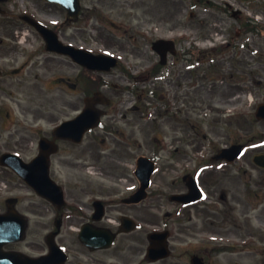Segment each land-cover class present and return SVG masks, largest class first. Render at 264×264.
<instances>
[{
  "label": "rangeland",
  "instance_id": "1",
  "mask_svg": "<svg viewBox=\"0 0 264 264\" xmlns=\"http://www.w3.org/2000/svg\"><path fill=\"white\" fill-rule=\"evenodd\" d=\"M133 1H136L132 17L134 27L140 29L138 25L143 23L144 18L148 17L147 22L150 20L153 24L147 27L145 34L151 35L153 39L157 38V35L150 31V27H159L161 33H169L171 30L179 28L184 35L189 36L190 40L192 37L195 38V41L198 40L200 49H205V47H208L206 45L208 42L213 44L215 42L220 43L232 38L234 34H240L241 37L239 35L235 40V42H238L237 50L233 47L220 48L216 52L218 55L215 60L210 61L211 64L209 62L202 63L199 68L201 71L200 84L204 83L206 86L220 84L221 81H215V74L219 71V78H222V75H225L223 68L229 67V70L233 72L242 69L241 72L244 71L243 75L246 78L247 97L241 98L242 105H239L237 110L246 111L250 115V119L246 121L233 118L231 120L233 122L230 124L228 119L223 118L224 108L227 109V106L230 107V105L214 103L211 110L213 114L209 117L206 116L209 119V121H206L204 119L205 114L201 112L202 108H204V103L200 98V101L196 103L195 114H192V117L184 115L182 124L174 120V122L161 120V116L159 117L158 113H154L153 109L149 110L147 121L134 122V140L136 145L138 144L137 140L143 142L144 138H150L151 141V145L141 144V148L136 147L137 150L134 156L137 158L140 154H147L150 153L149 150L155 149L151 151V155L157 156L159 163L153 179V190L157 189L155 190L156 192L162 193V195L150 198L147 205L142 206L144 209L141 207L136 208L135 212L139 215L142 213L144 215L143 218L147 220V224L157 227L167 224L171 231L174 232L171 235L173 254L168 259V264H179L178 261L180 264H190L189 255L195 252L206 255L207 262L211 264H231L232 261L238 262L237 259L241 258L244 264H252V257H248L245 260L242 254L237 257L238 255L232 249L229 252L225 250L226 243L234 242L240 237L243 238L249 230L253 231L260 239L257 247L261 253L256 258L264 260V256H261L262 251L264 252V243H261L264 242V170L255 167L251 163L252 155L264 150V147H260L261 142L257 146L254 144L251 148H248L243 157L238 160L237 165L245 163L246 166V173L244 174L243 172L244 175H242L243 182H241L242 178H239L236 182L231 181L225 184L233 185V188L237 187V190L224 188V192L221 191L219 193L215 188L223 186V184L218 183L217 178L207 177L208 170L203 172L202 179H205V184H207L206 198L203 204H212L211 198L214 199V197L219 199L218 204L214 208L201 209L199 219H197L195 209L182 207L170 200L171 194L183 188V184L179 183L181 182L182 173H193L199 167L204 166V164H210V157L215 152L226 145L237 142L241 138L242 140L252 139L259 134L258 137L264 138V121L254 120L255 108L261 100V93L264 91V0H205L203 5L198 1L194 2V0ZM31 2L39 6L40 0H9L8 3L4 4L7 12L5 16L4 14L0 15V19L19 17L22 11L29 8L28 5L30 6ZM145 3H152L153 6L151 7L155 8V19H151L150 15H147L146 10L139 8L140 5ZM209 3L215 6H210ZM47 6L48 8L51 7L54 13L51 18H47L49 22L57 20L61 22L64 20L65 12L63 9L58 6ZM162 19L163 21L161 22ZM247 23L251 26H257L256 30L250 31L246 29L245 25ZM6 31H11L15 35L18 34L17 27H0V32ZM77 40L79 42L82 41L80 36H78ZM153 41L150 40V42ZM239 42L245 43L246 47L242 46L240 49ZM37 45H39V42H37ZM139 46L141 50L148 49V44L144 38L139 37ZM0 52V54H4V51L0 50ZM5 54L0 56V153L12 146L15 147L17 140H24L25 142H20L19 146H23L22 149L25 150L22 152L23 157L29 159L36 152L35 148L39 134H43L45 130L50 129V121L58 117L72 115L77 108L82 107L83 101L81 98L66 91L69 87L68 84L52 83L50 81V79L59 76L70 80L74 79L78 69L76 65L72 66L67 62H62V60H56L51 66V69H53L47 71L41 67L33 66L32 61L36 62V58H32V66L29 64L27 69H25L22 66L23 62L31 58L27 51L25 53L21 51L6 52ZM19 68H21L20 71ZM117 73L119 72L113 71L106 77L113 85L123 86L122 84H125V82L116 78ZM229 76L230 74L226 75V77ZM208 77L210 82H206ZM232 83H234V79ZM140 87H138V93L141 92ZM115 88L117 87L115 86L113 89L111 86L110 89L104 90V92L109 91L107 93L111 97L113 95L110 93ZM138 95L135 98H138ZM75 96L78 98L75 100H79V105L75 103ZM263 96L264 92L262 98ZM146 99L153 101V98L150 97ZM204 99H207V97ZM154 103L157 104L159 112L162 106L161 101H155ZM138 105L143 108L145 99H141ZM147 105H149L148 102ZM218 107L219 113L223 117L216 112ZM38 114L45 119L37 120ZM52 115L54 117H51ZM135 118L138 119L139 114ZM39 125H42V129L38 128ZM192 126L197 128L193 129ZM172 127L177 132H174L171 129ZM188 141L195 142V145H197L195 146L196 152ZM172 143L175 146L169 147ZM178 149H180L179 152H175ZM105 165L108 166L107 163ZM4 172L6 171L0 167V213L7 209L5 202V191L7 190L14 195L21 196L23 203L17 205V209L25 213L31 220L32 213H28L23 206H31V203L37 201V198L29 190L26 183L21 182L22 185L17 183L16 178L10 172L7 174L8 178L6 176V179H3L5 177ZM121 172L122 169H120L119 174ZM232 173L234 175L236 171L233 169ZM256 179L261 180L258 186L253 183ZM130 180L129 178L124 182L129 183ZM3 182L6 185L12 184V186L9 188ZM243 183L246 184L247 193H249V185H253V194L254 190L263 193L259 209H254L255 202L253 199L243 196L238 198V196L234 195V191H238L239 194L241 188L245 191V187H242ZM228 187L229 185H227ZM208 188H210L211 193L214 191L211 196ZM223 193L225 195L221 198ZM232 196L234 200H229V197L232 199ZM221 199H225V201ZM229 201L233 202L229 203ZM30 223L31 226L27 231L25 241L9 244L7 248L24 250L29 254H37L42 247L47 246L46 231H42V228H40L42 225L32 228V222ZM220 226L222 228H219ZM233 226L237 227L235 231L238 232L235 234L229 233L230 229H226L228 227L233 228ZM212 232H217L222 237H214L209 234ZM228 236H232L231 239L234 240L229 239ZM145 237H147L145 232L137 236L138 239ZM60 239L66 243L73 242L72 234H68L66 230L63 231ZM145 240L147 241V239ZM214 246L219 247L217 252H214Z\"/></svg>",
  "mask_w": 264,
  "mask_h": 264
},
{
  "label": "flooded vegetation",
  "instance_id": "2",
  "mask_svg": "<svg viewBox=\"0 0 264 264\" xmlns=\"http://www.w3.org/2000/svg\"><path fill=\"white\" fill-rule=\"evenodd\" d=\"M135 3V1L130 0H101L97 5L100 4L101 8L108 10V12L104 13L99 7H94L97 10L93 13L96 22L91 28L88 29L87 26L84 28L85 32L89 30L91 33L85 36V42L95 43L99 47H103L109 54L122 57L129 62L128 67H124L123 62L120 61L117 68L119 73L116 74L118 80L128 82V96L123 93L125 88L121 86L117 87L118 90L115 88L114 91H111L110 94L113 97L108 99V103L103 104L105 114L99 127L87 132L82 142L77 143L66 139L56 140L59 149L51 156L50 170L54 181L63 188L65 204L62 207H57L45 199L44 201L48 202L49 206L43 201H38L37 206L33 209L37 218L35 223L42 225L40 226L42 231L54 235L56 239L62 236L64 230L68 234H72L73 242L66 243L60 239V243L65 247L68 255L64 264H168L167 259L151 262L146 258L145 253L148 248L144 252L143 241L145 238H137L138 235L145 232L144 227L137 226L133 232H124L120 224L122 215L134 216L133 211L136 210L135 206L137 205L127 202V199L132 197L136 191L137 180L131 178L129 185H121L112 179L117 173L110 168L114 164L115 169L118 166L117 162L130 164L131 154L135 151V140L132 139L133 137L135 139L134 122H140L142 118L136 119V115L131 113L140 109L134 103L137 99L134 97L131 87L135 85L156 87V82L160 80L164 101L161 115L164 118L182 115L183 104H186L189 110L186 113L192 114L196 108L195 104L200 101V98L205 102L204 98L207 97L209 100L208 107L213 109L214 103L226 104L230 107L232 105L235 108L242 104L241 98L247 96L246 78L243 75L244 71L241 72L242 69L233 72L229 70V67H226L224 69L225 75L222 76L220 84H214L215 86L200 84L198 50L192 47L183 50L182 42L180 49L172 41L150 42L153 37L145 34V31L153 23L150 20L147 22L148 17L144 18L143 23L138 25L140 29H136L133 25L132 10L135 9ZM151 6H153L152 3H145L139 8L146 10L147 15H150L151 19H155V8ZM37 9L40 11L41 7ZM40 12L46 15L50 13V10L43 8ZM81 17H85V12L82 13ZM89 18L90 15L80 20L84 23ZM2 23L21 27L27 25L21 19L18 22ZM67 36L69 35L67 34ZM71 36L73 37L72 34ZM139 37L146 40L147 50H141ZM10 38L12 36L6 35V40H0V45L8 46L6 41ZM49 60L51 58H48L44 63L47 68L51 67ZM129 71L135 75H129ZM86 73H88L87 69H85V75ZM97 73L103 74L104 72ZM228 74L230 76L226 77ZM233 79L234 83H232ZM84 83L86 85V80ZM79 93L82 94L80 98L85 105L86 98L95 94L96 91L89 93L87 86H82V91L80 89ZM153 94L155 93H150V95ZM78 101H76L77 105H79ZM231 115L229 114L228 118H231ZM242 119L243 121L246 120L244 116ZM55 127L56 125L48 131L51 139L54 138ZM237 142L241 141L238 140ZM261 147H264V144ZM105 153L108 155L104 156ZM77 154L79 155L77 156ZM106 163L109 167L105 165ZM131 165L134 174L135 162ZM118 168L120 169L121 166ZM234 168L235 166L231 162H220L218 166L209 168V176L217 178L218 183L223 184V186L215 188L219 193L224 192V188L227 190L234 189L233 185L227 184L229 185L228 188L225 185L232 180L236 182L240 175V172H237L238 176L232 175L230 170ZM238 170H241V167H238ZM127 173V168L122 166V175L125 177L128 175ZM103 179L106 181L104 182ZM260 181L256 179L253 183L258 186ZM224 195L225 193L222 194L221 198ZM234 195L238 198L241 196L251 197L254 200L256 196L259 197V193H255V197H253L247 193L237 194L236 191ZM221 200L225 201V199ZM45 212L53 214L51 220H41L45 217ZM85 224H90L93 229L107 228L110 232L115 233L113 245L105 249H91L83 244L78 238V231ZM236 228L233 226V228L228 227L226 229H230L229 233L235 234L238 232L235 231ZM252 235L254 232L249 230L244 239L247 240V237ZM239 246L240 250L237 253L243 256L245 254L243 250L248 246V242L246 241L245 245L240 244ZM252 246V250H254L256 245Z\"/></svg>",
  "mask_w": 264,
  "mask_h": 264
},
{
  "label": "water",
  "instance_id": "3",
  "mask_svg": "<svg viewBox=\"0 0 264 264\" xmlns=\"http://www.w3.org/2000/svg\"><path fill=\"white\" fill-rule=\"evenodd\" d=\"M60 2L64 3V0H59ZM73 6L76 4V0H71ZM47 40L49 41V47L52 49H57L62 52H71L72 55L76 60L79 62L85 61L86 58V52L82 50H76L74 48H71L69 46H64L61 44L56 37L53 34H49L47 36ZM102 60L103 57L97 56V57H90L87 55V61L88 65L93 68H105L104 65H102ZM94 115V117L98 116V112L94 110L93 108H88L87 111H85L82 115H80L77 119L73 120L72 122H67L65 123L62 127L59 128V130H63V133L69 130L74 129L75 127L73 126L77 121L80 123L82 126L85 125L84 123L90 124L92 123V118L91 116ZM259 116H264V105L260 106L259 111H258ZM85 130V129H84ZM69 135V133H67ZM41 156L34 162L30 164H24L19 157L15 155H8V161L13 164L26 178L27 180L35 184L37 177L35 175L36 170H40L41 173L45 172V175H47V163H48V155H49V148H48V143L46 140L41 141ZM241 151V145L238 146H233L231 149H226L220 155V157H227L230 159H233L237 155H239ZM40 161V162H46L45 166H40L37 167L34 163ZM255 161L259 163L260 165L264 166V155H258L255 158ZM41 178V177H40ZM8 217H2L0 216V264H54V258L53 255H48V256H43L37 259H31L27 257L26 255H23L21 253L17 252H4L2 250V246L7 243L10 240H16V239H22L24 235V223L20 219L19 223L11 222V219H7ZM20 224V225H19Z\"/></svg>",
  "mask_w": 264,
  "mask_h": 264
}]
</instances>
